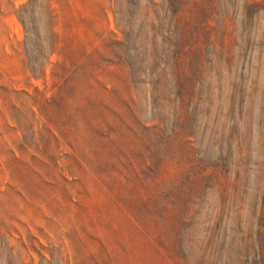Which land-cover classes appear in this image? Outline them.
Segmentation results:
<instances>
[{
    "label": "rangeland",
    "instance_id": "374dc122",
    "mask_svg": "<svg viewBox=\"0 0 264 264\" xmlns=\"http://www.w3.org/2000/svg\"><path fill=\"white\" fill-rule=\"evenodd\" d=\"M0 264H264V0H0Z\"/></svg>",
    "mask_w": 264,
    "mask_h": 264
},
{
    "label": "trees",
    "instance_id": "16d2710c",
    "mask_svg": "<svg viewBox=\"0 0 264 264\" xmlns=\"http://www.w3.org/2000/svg\"><path fill=\"white\" fill-rule=\"evenodd\" d=\"M21 7H23V6H21ZM19 19L21 20L22 24L25 25V21H24V19H22V17L20 15H19Z\"/></svg>",
    "mask_w": 264,
    "mask_h": 264
}]
</instances>
